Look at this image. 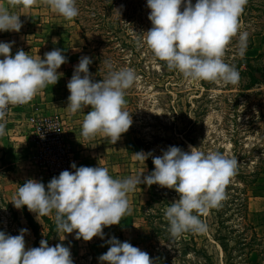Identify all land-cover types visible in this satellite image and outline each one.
I'll list each match as a JSON object with an SVG mask.
<instances>
[{
  "label": "rangeland",
  "instance_id": "1",
  "mask_svg": "<svg viewBox=\"0 0 264 264\" xmlns=\"http://www.w3.org/2000/svg\"><path fill=\"white\" fill-rule=\"evenodd\" d=\"M258 2L261 0L253 3ZM146 4L147 0H76L79 14L70 21L43 0L31 9H14L21 15L22 28L0 32V42H14L11 54L22 49L43 59L46 52L60 49L67 62L57 69L63 75L55 85L46 86L29 103L7 108L5 131L0 136V231L15 236L27 229L26 248L39 247L42 239L49 246L61 243L70 249L73 264H100L98 257L108 250L106 241L112 237L147 252L153 264H223L217 236L226 234L229 244L236 245V241H247L254 228L257 238L248 253L249 264H264L259 253L264 248V162L257 161L264 156V82L241 90L238 86L246 78L239 77L235 85L194 83L169 70L143 41V32L152 27ZM240 23L241 34L264 26V10H247ZM243 42L240 34L232 38L223 57L225 63ZM242 52L250 57L264 54V28ZM83 56L92 60L89 72L95 81L107 75L105 61L116 69L130 67L138 76L125 95V110L133 123L114 145L99 133L90 140L82 137V121L90 107L76 114L67 108L70 93L66 85ZM255 62L264 67V56ZM189 145L205 153L235 156L238 162L221 206L194 213L206 224L203 233L171 237L164 211L179 197L174 190L155 184L137 185L128 194L131 213L119 224L105 227L103 239L94 237L88 242L76 239L75 231L59 232L54 210L49 216L36 217L26 206L16 209L10 202L27 179L46 186L61 171H74L72 163L107 167L113 178L143 176L154 170L153 156L170 146L188 151ZM140 151L152 155L143 162L133 155ZM256 164L261 172L251 182L248 173ZM234 260L232 264L241 259L237 256Z\"/></svg>",
  "mask_w": 264,
  "mask_h": 264
},
{
  "label": "clouds",
  "instance_id": "2",
  "mask_svg": "<svg viewBox=\"0 0 264 264\" xmlns=\"http://www.w3.org/2000/svg\"><path fill=\"white\" fill-rule=\"evenodd\" d=\"M38 0H0V32H19L23 26L14 9H31ZM43 3L66 20L79 14L76 0H43ZM248 0H147L148 20L152 27L143 32V41L155 58L166 62L169 70L180 72L192 82L223 81L238 84L239 73L224 62L226 47L240 34V18ZM182 9V10H181ZM14 42H0V136L5 131L9 105L29 103L48 85H55L63 73L57 69L67 62L60 49L30 56L19 49L11 54ZM92 60L80 58L66 87L69 91L67 108L71 114L90 110L84 115L81 135L85 140L98 133L116 144L132 125L126 111L125 95L138 80L134 69H116L105 61L108 69L103 80L95 81L89 72ZM145 161L152 153H133ZM154 170L127 178H113L104 166L71 164L74 171L63 170L45 186L27 179L11 199L16 209L27 208L36 217L49 216L55 211L54 222L59 232L76 239H103V229L117 225L131 213L128 194L137 185H158L178 194L166 207L164 219L171 237L186 232L203 233L206 224L194 213L219 208L227 199L226 187L238 168L237 158L218 151L203 152L189 145V150L170 146L159 156L152 157ZM0 231V264H73L70 249L61 243L49 246L42 239L39 247L26 248L24 235ZM63 235V239H64ZM60 239V240H63ZM108 250L98 257L100 264H153L149 254L115 237L106 241Z\"/></svg>",
  "mask_w": 264,
  "mask_h": 264
},
{
  "label": "trees",
  "instance_id": "3",
  "mask_svg": "<svg viewBox=\"0 0 264 264\" xmlns=\"http://www.w3.org/2000/svg\"><path fill=\"white\" fill-rule=\"evenodd\" d=\"M253 2H255V0H248V3L244 8L243 15L246 14L247 10H251L252 8L257 10H264V6H261V4H264V0H261V2L255 4ZM263 28L264 26L259 27L258 29L246 34V40H244L243 45L240 46L241 49H239L237 53L232 57L230 62H228L229 65L234 66L238 71L239 77H242L243 79L246 78V81H244L245 83L239 84L238 86L241 90L253 88L256 83L264 82V67L260 66L258 62H255L259 57L261 58L262 56H264V54H258L255 57H250L242 52L243 48H249L252 46V44L254 43V36L260 33ZM257 161L264 162V156L262 158H258ZM260 172L261 167L260 165L256 164L254 168L248 173V177H250L249 181H255L258 178ZM251 233L252 234L247 241H236L234 242V244L236 245L229 244V239L226 238V234H219V236H217L223 250V264L234 263V258L237 256H239L241 260H238L236 264H249L250 260L248 257V253L252 248V243L257 238L254 228H252ZM234 249L238 251V255L231 254V251ZM259 253L261 254L262 258H264V248H261L259 250Z\"/></svg>",
  "mask_w": 264,
  "mask_h": 264
}]
</instances>
